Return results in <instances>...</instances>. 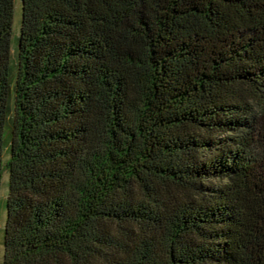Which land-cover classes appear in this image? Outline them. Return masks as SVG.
Returning a JSON list of instances; mask_svg holds the SVG:
<instances>
[{"label": "trees", "instance_id": "16d2710c", "mask_svg": "<svg viewBox=\"0 0 264 264\" xmlns=\"http://www.w3.org/2000/svg\"><path fill=\"white\" fill-rule=\"evenodd\" d=\"M13 13L1 264H264V0H21L14 61Z\"/></svg>", "mask_w": 264, "mask_h": 264}, {"label": "rangeland", "instance_id": "374dc122", "mask_svg": "<svg viewBox=\"0 0 264 264\" xmlns=\"http://www.w3.org/2000/svg\"><path fill=\"white\" fill-rule=\"evenodd\" d=\"M21 23V0H14V13L12 19V34H11V59L14 61L16 55V39L19 34ZM8 157V150L3 152V162ZM8 193V171L5 169L2 173L0 183V264L3 253V231L6 218V197Z\"/></svg>", "mask_w": 264, "mask_h": 264}]
</instances>
